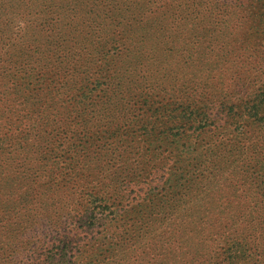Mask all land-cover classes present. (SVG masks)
<instances>
[{
  "label": "rangeland",
  "instance_id": "rangeland-1",
  "mask_svg": "<svg viewBox=\"0 0 264 264\" xmlns=\"http://www.w3.org/2000/svg\"><path fill=\"white\" fill-rule=\"evenodd\" d=\"M263 11L0 0V264H264Z\"/></svg>",
  "mask_w": 264,
  "mask_h": 264
},
{
  "label": "trees",
  "instance_id": "trees-1",
  "mask_svg": "<svg viewBox=\"0 0 264 264\" xmlns=\"http://www.w3.org/2000/svg\"><path fill=\"white\" fill-rule=\"evenodd\" d=\"M259 17H261L260 19V22H263L264 20V11L260 13ZM1 59V58H0ZM1 64V63H0ZM253 110H251L253 113H251V115L254 116L255 120L256 121H261L262 119H260L261 117H259L260 113H259V106H252ZM258 109V110H257ZM255 110V111H254ZM182 112L184 114L187 115V119H193L194 121H196L197 123H199L201 121V119L199 118V116L202 114L201 111H198V117H193V114H195V111H194V107H184L182 109ZM207 115L205 114V117ZM137 117V116H136ZM131 117H128V119H130ZM128 121H132V120H128ZM154 129L153 125H151V123H148V125H145L143 130L144 132L146 131H152ZM94 213V211H84V215L86 216L84 219L85 221L87 222H90L92 221V217H91V214ZM89 223V224H90ZM242 247H240V245H233V246H230L226 249V253L228 255H226L225 258H223V260L225 261H228L227 263L228 264H231L232 261H235V260H238L240 258H242L243 256H245V253L244 251H242Z\"/></svg>",
  "mask_w": 264,
  "mask_h": 264
}]
</instances>
